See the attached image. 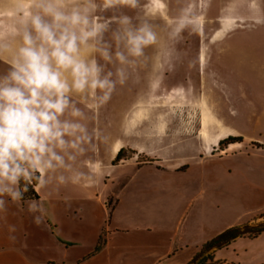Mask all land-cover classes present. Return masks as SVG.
I'll return each instance as SVG.
<instances>
[{"label":"crops","instance_id":"crops-1","mask_svg":"<svg viewBox=\"0 0 264 264\" xmlns=\"http://www.w3.org/2000/svg\"><path fill=\"white\" fill-rule=\"evenodd\" d=\"M29 2L0 0L5 42H10L4 19L8 5ZM10 56L11 50L0 56V73L8 70ZM124 85H117L98 110L89 103L94 111L88 112V126L97 135L77 164L79 176L47 192L36 187L41 222L34 223L27 211L25 202L34 199L9 201L0 214V264H186L208 240L243 222L238 218L264 214V169H248L243 180L223 182L205 167L209 160L251 154L229 149L230 144L222 148V140L241 136L231 116L217 112L224 106L172 102L162 118L156 102H126ZM179 110H193L195 118L180 117ZM121 149L132 154L114 163ZM141 156L147 160L141 162ZM93 203L100 213L92 210ZM263 238L264 232L239 238L218 250L215 260L264 264V247L257 245ZM241 242L246 245L239 247Z\"/></svg>","mask_w":264,"mask_h":264},{"label":"clouds","instance_id":"clouds-1","mask_svg":"<svg viewBox=\"0 0 264 264\" xmlns=\"http://www.w3.org/2000/svg\"><path fill=\"white\" fill-rule=\"evenodd\" d=\"M122 2L135 6V0H103L102 7ZM98 7L96 0L8 5L10 42L0 35V56L11 50L8 70L0 73V214L9 201L20 204L30 187L47 192L79 176L77 164L97 135L89 130L88 112L94 111L89 103L95 110L106 104L136 69L144 49L158 43L151 24L134 25L128 16L114 18L117 28L108 43L104 34L110 25L96 15ZM192 26L191 14L181 10L169 38ZM25 203L39 224L42 202Z\"/></svg>","mask_w":264,"mask_h":264},{"label":"rangeland","instance_id":"rangeland-1","mask_svg":"<svg viewBox=\"0 0 264 264\" xmlns=\"http://www.w3.org/2000/svg\"><path fill=\"white\" fill-rule=\"evenodd\" d=\"M162 1L167 5L165 12L153 0H135L134 7L123 2L107 9L100 5L96 13L103 22H109L104 39L110 44L111 32L117 28L113 20L120 16L130 17L134 25L147 22L158 35V43L144 49L135 73L129 71L123 89L125 101L137 98L142 103L156 102L162 107L157 110L162 118L170 112L164 107L172 102L224 106L217 112L222 117L231 116L244 142L232 143L236 146L230 144L229 149L251 154L209 160L205 167L215 170L223 182H239L248 169H264V0H241L237 5L231 0ZM181 10L191 14L193 26L173 40L169 38L170 25ZM98 63H104L99 56ZM107 70L114 71V68L107 66ZM136 73L135 80L139 83L133 85L132 76ZM178 113L180 117L195 118L193 110ZM139 160L147 159L141 156ZM92 210L101 212L97 203H93ZM56 212H60L59 206ZM262 214L244 215L238 222L244 223ZM245 245L241 242L238 246ZM257 245L264 247V238Z\"/></svg>","mask_w":264,"mask_h":264},{"label":"trees","instance_id":"trees-1","mask_svg":"<svg viewBox=\"0 0 264 264\" xmlns=\"http://www.w3.org/2000/svg\"><path fill=\"white\" fill-rule=\"evenodd\" d=\"M242 136H229L228 138L221 141V146L225 144H232L236 142H242ZM124 149H121L114 160V163L119 162L121 159L125 157ZM40 196L37 192V189L32 190L30 187V192L24 194L23 200L28 199H38ZM264 232V214L260 217L255 218L253 220L244 222L242 224L234 225L217 236L208 240L201 250L197 252L194 257L187 262L186 264H218V261L215 260L216 252L220 249H223L233 242H235L239 238L248 237V238H256ZM103 244V239H100V243L97 246L96 250H99Z\"/></svg>","mask_w":264,"mask_h":264},{"label":"bare ground","instance_id":"bare-ground-1","mask_svg":"<svg viewBox=\"0 0 264 264\" xmlns=\"http://www.w3.org/2000/svg\"><path fill=\"white\" fill-rule=\"evenodd\" d=\"M154 2H157V8L161 11V12H165V10L167 9V5L162 1V0H153ZM232 2H234L236 5L238 4L239 1L241 0H231ZM229 21V20H228ZM233 46V45H232ZM220 135H224L226 133V129L222 128L220 130ZM228 137V136H227ZM235 144H232V147H235Z\"/></svg>","mask_w":264,"mask_h":264}]
</instances>
